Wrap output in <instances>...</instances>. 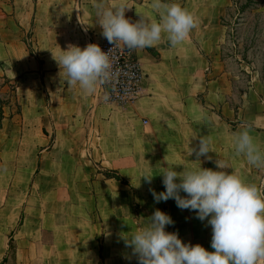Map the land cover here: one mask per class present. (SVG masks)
I'll use <instances>...</instances> for the list:
<instances>
[{
    "label": "crops",
    "instance_id": "1",
    "mask_svg": "<svg viewBox=\"0 0 264 264\" xmlns=\"http://www.w3.org/2000/svg\"><path fill=\"white\" fill-rule=\"evenodd\" d=\"M23 1L28 9L19 14L18 26L31 29V36L28 43H12V79L20 104H28L34 92L50 98L55 137L41 138L42 143L53 140L46 147L45 171L61 181L84 177V168H76L84 159L99 165L88 187L63 181L45 187L37 200L31 189L28 200L9 208L8 216V208H1L0 264H139L122 235L145 227L157 209L173 220L166 231L214 251L210 217L201 221L174 199L156 202L152 190H166L160 173L167 170L166 161L180 164L175 170L181 172L184 165L216 169L217 160L227 166L225 171L264 188V168L250 165L234 149L235 134L248 125L264 148V108L254 102V90L246 101L244 94L229 100L220 58L225 37L221 11L228 0H164L192 12L197 27L176 47L165 38L154 47L134 49L144 75L139 98L126 106L105 102L101 84L89 95L79 85L69 86L50 50L70 44L84 48L106 39L95 5L109 7L119 0ZM126 2L132 7L125 15L133 22L140 19L137 11L159 19L152 0ZM200 136L211 137L214 151L197 160L191 152L198 150ZM53 161L74 162L73 170L56 169L54 174ZM107 169L117 170L128 183L107 178ZM145 170L155 174L151 184L141 177Z\"/></svg>",
    "mask_w": 264,
    "mask_h": 264
},
{
    "label": "clouds",
    "instance_id": "2",
    "mask_svg": "<svg viewBox=\"0 0 264 264\" xmlns=\"http://www.w3.org/2000/svg\"><path fill=\"white\" fill-rule=\"evenodd\" d=\"M95 7L102 35L110 44L122 43L128 50L154 47L165 38L176 47L187 41L198 24L192 12L179 3L164 0L151 3L158 20L137 11L140 19L133 22L125 15L132 7L126 0L109 7L101 2ZM50 50L60 67V76L66 78L69 86L79 85L84 95L93 94L98 84L110 80V58L99 44L89 43L84 48L70 44L66 49ZM251 130L248 125L235 134V152L250 165L264 168V148L256 142ZM211 144V137L200 136L198 150L193 148L191 155L195 153L200 160L214 151ZM166 162L167 170L160 172L166 190L159 193L152 190L155 201L174 199L177 207L195 211L201 221L210 217L207 222L212 228L214 251L199 243L186 244L178 233L166 231L173 220L157 209L145 227L130 236L122 235L125 246L132 249L139 264H259L264 260V188L246 182L235 171H225L227 166L219 160L216 169L184 165L181 172L175 170L180 164ZM154 175L145 170L141 177L151 184Z\"/></svg>",
    "mask_w": 264,
    "mask_h": 264
},
{
    "label": "rangeland",
    "instance_id": "3",
    "mask_svg": "<svg viewBox=\"0 0 264 264\" xmlns=\"http://www.w3.org/2000/svg\"><path fill=\"white\" fill-rule=\"evenodd\" d=\"M27 6L23 0H0V209L8 208L4 216L9 215V208L28 200L31 189L37 200L43 196L45 187L63 181L88 187L98 170L97 162L84 159L76 164V168H84V177H64L60 181L45 171L49 161L46 147L53 140L42 143L41 138L55 137L50 126V98L43 91L40 95L34 92L28 104L25 101L20 104L13 89L12 43L19 40L28 43L31 36V29L18 26L19 14L26 13ZM221 23L225 37L220 58L227 75L229 100L234 102L244 94L246 101L247 93L254 90L257 96L254 102L264 108V0H228L221 11ZM73 166L71 161H53L52 169L55 174L56 169L68 172Z\"/></svg>",
    "mask_w": 264,
    "mask_h": 264
},
{
    "label": "built area",
    "instance_id": "4",
    "mask_svg": "<svg viewBox=\"0 0 264 264\" xmlns=\"http://www.w3.org/2000/svg\"><path fill=\"white\" fill-rule=\"evenodd\" d=\"M100 47L108 52L110 58V80L101 84L103 98L120 106L134 103L140 96L143 81V68L134 49L128 50L122 43L110 44L107 39L97 42ZM144 123H147L144 120Z\"/></svg>",
    "mask_w": 264,
    "mask_h": 264
},
{
    "label": "trees",
    "instance_id": "5",
    "mask_svg": "<svg viewBox=\"0 0 264 264\" xmlns=\"http://www.w3.org/2000/svg\"><path fill=\"white\" fill-rule=\"evenodd\" d=\"M13 89H14L15 95L17 96V94H16V89H17L16 83H13ZM104 175L107 178H115V179L120 180L122 182L128 183L127 180L117 170H113V169L112 170H105Z\"/></svg>",
    "mask_w": 264,
    "mask_h": 264
}]
</instances>
